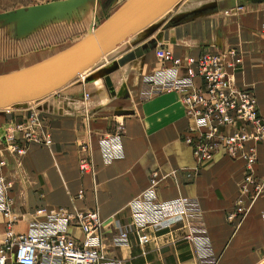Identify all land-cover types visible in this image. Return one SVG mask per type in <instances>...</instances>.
Masks as SVG:
<instances>
[{
    "label": "crops",
    "instance_id": "1",
    "mask_svg": "<svg viewBox=\"0 0 264 264\" xmlns=\"http://www.w3.org/2000/svg\"><path fill=\"white\" fill-rule=\"evenodd\" d=\"M219 1L186 0L156 31L139 34L118 57L104 58L84 81L24 109L0 112V157L7 161L3 175L13 184L8 197L17 218L15 234L26 235L31 224L44 222L46 217L36 214L41 209H63L72 214L97 210L107 262L200 264L193 248L183 241L180 226L158 234L148 231L150 242L145 245L128 231L131 205L155 176L159 201L197 200L204 215L208 249L217 264H264V194L248 206V214L238 227L227 220L246 175V162L221 153L211 164L200 167L184 141L191 121L180 96L164 92L142 98L147 88L144 78L161 68L156 49L162 47L182 60L235 50L243 64L235 76L236 85L254 92L264 115V2H246L222 12L215 7ZM160 34L162 39L155 49L111 76L114 96L103 79L86 82ZM32 112L43 120L52 146L30 144L23 156H13L6 150V132L25 123ZM118 123L124 124V156L107 164L99 150V138L114 133ZM256 156L254 176L264 179V144L257 145ZM84 159L91 164L90 171L80 170ZM6 224L7 219L0 214V247ZM123 231H128V242L118 245L115 239ZM69 235L77 241L83 238L76 226L70 227Z\"/></svg>",
    "mask_w": 264,
    "mask_h": 264
},
{
    "label": "built area",
    "instance_id": "2",
    "mask_svg": "<svg viewBox=\"0 0 264 264\" xmlns=\"http://www.w3.org/2000/svg\"><path fill=\"white\" fill-rule=\"evenodd\" d=\"M155 56L161 68L144 78L147 88L142 98L164 92L180 96L191 121L184 141L191 147L196 163L205 168L221 153L246 162V175L234 209L227 218L238 227L248 214V206L264 194V179L255 177L252 168L257 161L256 147L264 144V115L259 112L254 92L236 85L235 76L243 69L241 55L229 50L226 54L207 52L182 60L160 47ZM87 75L79 77L78 81H84ZM123 133L124 124L118 123L114 133L99 138V150L107 164L123 158ZM5 140L6 150L17 157L23 156L30 144L52 146L51 136L36 112H32L25 123L8 129ZM6 166V159L0 157V214L7 219L0 264H121L105 259L97 210L72 214L63 209L48 212L41 209L36 214L44 215V222L31 224L26 235L15 234L13 226L17 218L8 197L13 184L3 175ZM91 169L87 160L80 162L82 172ZM156 189L154 176L149 188L131 205L133 216L128 231L132 230L140 244L145 245L150 242L148 231L158 234L180 226L184 232L183 241L193 248L199 263L217 264L208 249L204 215L197 200L179 198L162 202L158 200ZM72 226L80 228L82 240L77 241L69 235ZM128 231L120 232L115 243L127 244Z\"/></svg>",
    "mask_w": 264,
    "mask_h": 264
},
{
    "label": "water",
    "instance_id": "3",
    "mask_svg": "<svg viewBox=\"0 0 264 264\" xmlns=\"http://www.w3.org/2000/svg\"><path fill=\"white\" fill-rule=\"evenodd\" d=\"M92 0H62L42 5L21 7L0 13V27L12 28L16 40L33 34L52 22L71 18L83 11ZM183 0H124L114 13L96 30L78 39L72 47L57 53L50 60L36 66L0 74V112L24 109L66 89L79 77L95 72L100 62L120 49L130 39L156 31L159 23ZM261 3L264 0H220L216 8L222 12L239 7L242 3ZM162 35L149 45L126 53L111 66L100 69L87 83L101 78L105 87L115 95L112 75L129 62L141 58L157 47Z\"/></svg>",
    "mask_w": 264,
    "mask_h": 264
},
{
    "label": "rangeland",
    "instance_id": "4",
    "mask_svg": "<svg viewBox=\"0 0 264 264\" xmlns=\"http://www.w3.org/2000/svg\"><path fill=\"white\" fill-rule=\"evenodd\" d=\"M55 1L62 0H0V13ZM123 1L114 0L112 2H106L104 0H92L86 5L83 11L79 10L66 21L46 24L33 34L19 40L14 39L12 28L0 27V74L29 68L31 65H25L27 62L23 61L28 56H43L61 52L62 49L68 47L80 37L85 36L88 31L96 30L101 26ZM185 1L183 0L177 8L173 9L159 23L162 25L179 11ZM129 42L125 43L112 55L107 56L104 61L109 60L111 57H118L122 50L130 47ZM35 59L39 61L38 58Z\"/></svg>",
    "mask_w": 264,
    "mask_h": 264
},
{
    "label": "bare ground",
    "instance_id": "5",
    "mask_svg": "<svg viewBox=\"0 0 264 264\" xmlns=\"http://www.w3.org/2000/svg\"><path fill=\"white\" fill-rule=\"evenodd\" d=\"M133 39V38H132ZM132 39H130V40H132ZM129 40V41H130ZM128 41V42H129ZM79 41L77 40V41H75V42H73L71 45H69L68 47H66V48H64V49H62V51H64V50H66V49H68V48H70V47H72L74 44H77ZM127 43V42H126ZM56 51V50H55ZM61 51V52H62ZM55 55H57V53H50V54H46V55H34V56H28V57H26V58H24L23 59V61H25V62H27V63H25V65H31L30 67H33V66H36V65H38V64H41V63H43V62H46V61H48V60H50L51 58H53ZM35 58H38L39 59V61H36V59ZM106 58V57H105ZM24 65V66H25ZM29 67V68H30ZM27 69V68H26Z\"/></svg>",
    "mask_w": 264,
    "mask_h": 264
},
{
    "label": "flooded vegetation",
    "instance_id": "6",
    "mask_svg": "<svg viewBox=\"0 0 264 264\" xmlns=\"http://www.w3.org/2000/svg\"><path fill=\"white\" fill-rule=\"evenodd\" d=\"M99 1V0H98ZM104 1H106V2H112V1H114V0H104Z\"/></svg>",
    "mask_w": 264,
    "mask_h": 264
}]
</instances>
